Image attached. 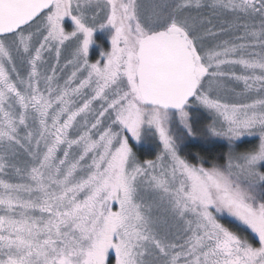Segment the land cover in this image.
<instances>
[{
    "label": "snow or ice",
    "instance_id": "snow-or-ice-1",
    "mask_svg": "<svg viewBox=\"0 0 264 264\" xmlns=\"http://www.w3.org/2000/svg\"><path fill=\"white\" fill-rule=\"evenodd\" d=\"M0 264H264V0H0Z\"/></svg>",
    "mask_w": 264,
    "mask_h": 264
},
{
    "label": "trees",
    "instance_id": "trees-1",
    "mask_svg": "<svg viewBox=\"0 0 264 264\" xmlns=\"http://www.w3.org/2000/svg\"><path fill=\"white\" fill-rule=\"evenodd\" d=\"M98 39L102 43L101 44L102 48L104 49L105 47V51L106 50L108 51V45H106V41H103L101 37H98ZM97 55L95 54L93 55V60H96ZM145 149H147L145 145H141L137 147L138 154L141 156V158H148L149 156H151L148 150ZM225 151H226V145L223 142H219L217 145L208 144V143H196L193 144V146L190 145L186 147V152H190L192 154L199 152L200 154L210 158L212 157L218 158L219 155H221Z\"/></svg>",
    "mask_w": 264,
    "mask_h": 264
},
{
    "label": "rangeland",
    "instance_id": "rangeland-1",
    "mask_svg": "<svg viewBox=\"0 0 264 264\" xmlns=\"http://www.w3.org/2000/svg\"><path fill=\"white\" fill-rule=\"evenodd\" d=\"M66 26L69 28V30H71L72 23H71L70 20H66ZM110 36H111V33L108 30H105V31H97L96 32L95 37H94L95 43L91 46L90 53H89V59H90L91 62H93L91 60V57H92L93 52H94L95 55H97V53H100V54L97 55V58L96 59H98V57H99L98 60H101V62L103 63V60L101 59V55H102V52H105V47H104V49L102 48V46H101L102 43L99 41L98 37H101L103 39V41H106V45H108V51H109L110 48H111ZM209 122L210 121H209V119L206 116H202L200 118V123H199L198 127L203 128L204 125L207 124V123H209ZM250 139L258 140V137H256V138H250ZM145 146L147 148L145 150H148L149 154L152 155L154 153V150L151 148L152 146L151 145H145ZM148 158H151V156H149Z\"/></svg>",
    "mask_w": 264,
    "mask_h": 264
},
{
    "label": "flooded vegetation",
    "instance_id": "flooded-vegetation-1",
    "mask_svg": "<svg viewBox=\"0 0 264 264\" xmlns=\"http://www.w3.org/2000/svg\"><path fill=\"white\" fill-rule=\"evenodd\" d=\"M105 52H106V51H105ZM98 54H100V53H98ZM93 55H94V52H93ZM93 55H92V57H91V60H92L93 62H95V61H97V60L99 59V57H98V59L93 60Z\"/></svg>",
    "mask_w": 264,
    "mask_h": 264
}]
</instances>
